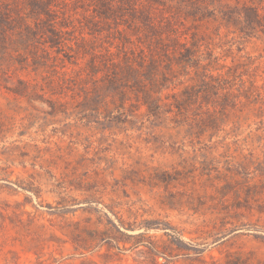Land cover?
<instances>
[{"label":"rangeland","instance_id":"1","mask_svg":"<svg viewBox=\"0 0 264 264\" xmlns=\"http://www.w3.org/2000/svg\"><path fill=\"white\" fill-rule=\"evenodd\" d=\"M0 264H264V0H0Z\"/></svg>","mask_w":264,"mask_h":264}]
</instances>
